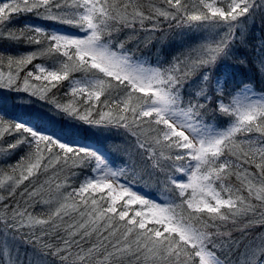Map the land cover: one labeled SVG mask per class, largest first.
Returning a JSON list of instances; mask_svg holds the SVG:
<instances>
[{"label": "snow or ice", "instance_id": "1", "mask_svg": "<svg viewBox=\"0 0 264 264\" xmlns=\"http://www.w3.org/2000/svg\"><path fill=\"white\" fill-rule=\"evenodd\" d=\"M255 8V0L0 2V41L30 49L0 51V145L14 137L0 146V264H23L9 240L32 249L28 264H234L233 255L264 264V231L249 240L264 229V90L214 75ZM27 14L62 27H16ZM134 42L155 47V61ZM172 44L177 51L164 56ZM256 67L264 76V59ZM65 81L61 101L52 89ZM5 94L15 109L49 105L52 127L6 112ZM92 129L123 141L113 146L120 163L102 140L79 142ZM73 169L91 174L73 186ZM50 170L70 174L37 184ZM18 192L23 203H9Z\"/></svg>", "mask_w": 264, "mask_h": 264}, {"label": "trees", "instance_id": "2", "mask_svg": "<svg viewBox=\"0 0 264 264\" xmlns=\"http://www.w3.org/2000/svg\"><path fill=\"white\" fill-rule=\"evenodd\" d=\"M2 2V0H0ZM256 8L251 11L250 16L244 21V28H243V42H241L240 39L236 40L235 47L232 50V54L221 64H219V72L216 71L214 75H218L221 77L227 76L229 80V84L238 83L239 81L243 80L245 82H250L255 86L256 91L260 92L264 90V76L260 74L256 67V62L260 59H264V48H260L261 42H264V0H255ZM37 23L41 24L43 27H48L51 29H57L62 27L61 25L56 24L55 22L51 21H45L42 19H37L31 14L23 15L18 20L15 21V26L20 27L25 25L26 23ZM147 26V25H146ZM252 26L254 28H252ZM145 35H150L148 33L139 32L138 36L143 40ZM236 35L240 36V30H236ZM258 35V37H256ZM260 35V36H259ZM123 38V34L121 36ZM260 40V44H258ZM132 45V44H130ZM129 45V46H130ZM5 48L12 49V53L15 54L17 51L23 53L26 51H29L30 49L27 47H17V45L11 44L9 41H0V51L4 50ZM145 48L143 44L141 43L140 46L137 48V51L139 49ZM178 45L172 44L171 46L165 48L163 50V55L166 57H170L171 55L175 54L177 51ZM236 48V49H235ZM143 50V49H142ZM141 51V50H140ZM156 48L152 47L148 51L142 52L144 55H148L152 58L153 62L155 61V57L153 56V53H155ZM241 60H245V63H241ZM35 63H45L44 60H36L33 62ZM7 69H5L6 71ZM27 70H33L32 65L28 66ZM23 72L21 75L23 76ZM79 76V74H76ZM68 91V83L67 81L63 82L61 85H59L57 88L52 89V94H55L56 98L64 101L66 99L65 93ZM6 102L4 104V110L8 113H16L18 112V109H15L12 106V100L10 98H7V94H5ZM103 99V97L101 98ZM23 111H26L28 115L27 118L31 117L33 121L35 120L36 123H42L47 127H52L51 124L48 123L47 115L49 114V105H47L44 102L37 101L34 105H30L26 110L23 109ZM19 113H22L21 115L25 116V112L19 111ZM38 116H45V119L43 121H38L35 119V117ZM57 119H59L57 117ZM55 127L59 129L61 125L59 123L55 124ZM69 131H73L72 129H69ZM96 130H88V131H81L80 135L78 137L84 139L87 137L91 142H95L97 139L102 140L106 145H108V140H106L104 135H94L93 133ZM12 136H8L7 134L4 137V140L12 139ZM108 139V138H107ZM113 146L116 145H123V141L116 135L114 138V141L111 142ZM109 148H113L114 155L117 159V163H120L121 154L118 151H115L114 147L109 146ZM26 151L25 148L17 149L15 150V157L12 159V161H17L20 159L21 156L24 155V152ZM11 161V162H12ZM12 164V163H9ZM254 170V169H253ZM73 171L77 172L79 175L77 178H74L69 181L73 186H77L79 182L84 178L86 175H90V171L88 169H73ZM70 173L64 172L60 173L58 176L53 177V172L50 170L47 174L39 176L38 180L36 181L37 184L43 183L45 180L49 179V177H53L54 182H58L59 180H62L64 175H69ZM232 182L235 183V179H232ZM47 188V185L45 186ZM54 188V184H53ZM159 191V188H153L152 192L153 195H155ZM45 199L48 198L47 193L44 196ZM20 200L21 203H23L19 192L17 196L13 197L12 201H8L9 203ZM41 206L37 205L36 209L40 210ZM41 212V211H39ZM264 231V229L257 228L254 232L250 233L249 240H251L252 236H254L257 232ZM234 238L239 237V233L233 232ZM14 247L16 246L15 252L22 253V255H19V259L23 261V264H28L29 256L32 252V249L30 247L25 246L21 241H13ZM13 247V249H14ZM19 247V248H18ZM13 249H12V256H13ZM217 255L221 256V259H223V256L220 253H217ZM4 259V258H3ZM15 259V257H14ZM232 260L234 264H238L237 261V255L232 256Z\"/></svg>", "mask_w": 264, "mask_h": 264}, {"label": "rangeland", "instance_id": "3", "mask_svg": "<svg viewBox=\"0 0 264 264\" xmlns=\"http://www.w3.org/2000/svg\"><path fill=\"white\" fill-rule=\"evenodd\" d=\"M26 24L41 26V24H37V23L32 24V23H30V22H29V23H26ZM41 27H43V26H41ZM252 28H254V27L252 26ZM51 30H55V29H51ZM259 36H260V35H259ZM256 37H258V35H256ZM258 39H259V37H258ZM235 44H236V43H235ZM258 44H260V40H259ZM129 47H132V48H134V49L137 51V48H136L135 42H134L132 45H130ZM260 48H261V47H260ZM142 49H143V50H142ZM235 49H236V48H235ZM140 50H141V51H140ZM144 50H145V52H146V51L149 50V48H141V49H139L138 52L141 53V54H144V53H142V52H144ZM26 52H27V51H26ZM231 54H232V53H231ZM260 60H261V59H260ZM218 67H219V66H218ZM218 67H217L216 71L219 72L220 70H219ZM230 85H231V84H230ZM257 92H258V91H257ZM19 111L26 112V111H23V109H18V112H16V113H11V114L14 115V116L18 115V116H22L23 118H27L26 116L21 115L22 113H19ZM33 123H36V121L34 120ZM79 135H80V132L77 133V138H78V140H79L80 143L91 142V141H88L89 139H87V141H85V139H82V138L78 137ZM115 136H116V135L113 134V136H112L111 138L106 139V140L109 141L107 146H112V147H113V145L111 144V142L114 141ZM13 140H14V137H13L12 139L4 140V141H3V144L0 145V146L6 147V146H7V143L12 142ZM91 143H94V142H91ZM14 157H15V154H14V155H11V157H10V159L7 161V163H8V164H9V163H15V161H12V159H13ZM11 161H12V162H11ZM0 194L7 195L6 192H4V193H0ZM43 210H44V209L41 207L40 210H39V209H36L35 211H36V212H39V211H43ZM8 244H9V247H10L11 249H13V247H14L13 241H12V240H9ZM18 248H19V247H18ZM15 250H16V246H15L14 249H13V258H14V257L16 258V252H15ZM17 250H18V249H17ZM19 255H22V253L20 252ZM3 258H4V259H3ZM3 258H2L3 260H7V259H8L7 256H5V257H3Z\"/></svg>", "mask_w": 264, "mask_h": 264}]
</instances>
